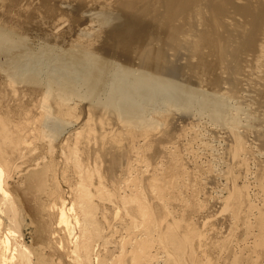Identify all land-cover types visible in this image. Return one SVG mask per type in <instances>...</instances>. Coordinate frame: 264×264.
Wrapping results in <instances>:
<instances>
[{"label": "bare ground", "instance_id": "6f19581e", "mask_svg": "<svg viewBox=\"0 0 264 264\" xmlns=\"http://www.w3.org/2000/svg\"><path fill=\"white\" fill-rule=\"evenodd\" d=\"M56 9L65 15L74 12L86 23H69L62 14L56 15ZM251 53L264 59V0H0V87L11 93L27 92L30 87L41 96L34 110L21 117L13 114L20 108L3 109L0 105V264H160L159 251H163L161 264H216L213 253L228 244L222 241L225 237L214 221L220 224L227 219L231 225H244L248 216L252 222H247V229H253L251 250H246L249 255L224 253L219 264L226 260L230 264H264V206H254L248 200L250 187L237 186L238 180L231 186L228 181L231 187L224 185L228 193L225 191L217 213L207 216L219 201L198 187L200 181L197 176L192 178L195 173L186 169L173 142V125L180 113L187 116L188 112L178 109V102L168 103L171 94L165 83L168 71L179 65L182 56V66L192 77L198 73L210 76L205 89L198 91L221 111L223 92L236 90V78L243 71L241 62L231 65L233 59ZM134 60L159 67L156 86L142 87L144 83L137 80L130 86L137 88H124L129 86L120 82L123 70L118 63L125 69L123 64H135ZM259 70L264 87V69ZM222 81L228 87L220 90ZM101 87L108 89L103 105L95 95ZM80 89L90 97L88 115L95 120L83 122L63 139L68 128L79 125L78 119L70 116L72 108L67 101ZM156 101L161 108L155 106ZM150 103L156 108L146 110ZM211 118L220 127L230 126L224 124L227 121L238 123L237 115ZM256 121L260 127L252 138L262 157L257 159L253 177L261 187L264 119ZM245 128L243 125L239 135L234 134V128L227 134L228 129L225 135L234 134L236 142L243 141ZM188 129H182L183 136ZM138 137L147 141L138 143ZM163 142L173 146L167 149ZM40 146L49 153L46 161L39 158ZM136 146L141 150L140 161L139 152H133ZM234 148H229L224 158L227 165L229 161L241 171L249 162L240 160L239 149ZM57 154L62 159L61 173L56 172L60 166ZM156 157L161 174L152 172L150 178L146 166L154 165L156 160H151ZM133 164L135 169L142 164L145 169H138L137 175ZM203 170L206 181L214 182V172L209 167ZM55 176L70 187L68 195L56 187ZM190 177L198 183L187 188ZM15 178H22L18 187ZM26 184L38 185L37 193L46 195L49 203L42 207L41 217L48 223L33 221L14 194L18 189L26 192ZM180 184L185 185L186 197L178 190ZM250 210L254 212L247 216ZM31 228L44 235V243L34 247L33 239L27 241L26 232Z\"/></svg>", "mask_w": 264, "mask_h": 264}, {"label": "rangeland", "instance_id": "374dc122", "mask_svg": "<svg viewBox=\"0 0 264 264\" xmlns=\"http://www.w3.org/2000/svg\"><path fill=\"white\" fill-rule=\"evenodd\" d=\"M55 11H56V15L62 14L63 15V19L66 20V21H69V23L70 22L78 23V24H85L86 23V22H83L82 19H80V17L74 15L73 14L74 12L71 13V14H66L65 15L60 10L56 9ZM47 33L50 34V31L47 30ZM242 43H244V42H242ZM162 56H164V55H162ZM259 57H260V55L259 56H255V54L251 53L249 56H246L243 59H241L239 57H238L237 60H236V57L233 59L234 62H232L231 65L235 66L236 64L241 62L240 65L243 67V71L236 78V80H237V84H236V87H235L236 90L234 92H227L226 94H225V92H223L224 96H223L222 102L224 101L226 103L223 102L224 107H223V110H221V111L217 110L216 108L211 106L210 105L211 101L201 97V95L199 94L198 90L205 89L204 87H206L207 84H208V81H209V78H210V76L208 74H200V73H198V74H196V77H192L190 71L186 70L185 67L182 66V64H184L183 62L185 61L184 58H183L184 60L182 59V56H180L178 61H177L179 63V65H177V67L173 68L174 71L173 70L172 71H168L169 79L167 80V82H165L167 88L169 87L168 93L171 94V95H169L168 103L170 104V103H177L178 102V104H177L178 107L177 108L180 109V110H182L183 108H186V112H188L187 116H185V114L180 113V115L178 116L179 119H177L176 123H174L173 129H172L173 130L172 136L173 137L175 136V137H174L173 142L175 143V145L177 146L178 150L181 152L182 157L185 160L186 169L190 173L192 172V173L196 174V175L195 174H193V175L191 174L192 178L195 180L196 176H197L196 180L200 181L199 183L201 184V187L199 186L200 184H198V187L202 188V190L204 189L203 192L205 191L206 193H208L210 198L215 199V201H219V203H217V205L214 204L212 207L209 208V213L207 215L208 217L217 213L218 207H219L218 204L223 202L222 199L224 200V197L228 193V190L224 189V185H225V187L228 186V188H229V187L232 186V184H235V182H237L236 183L237 186H241V185L245 186L246 185L247 186V187L245 186L246 188L250 187L249 189H247V191L249 190L248 191L249 192L248 193V197H249L248 200L251 201V204L253 203V205L257 206V207H263L264 206V201H263L264 200V196H263L264 195V188H263L264 185H262L260 187L258 182H257V180L254 179V177H253L254 176L253 174L255 173L254 168H256V163L262 157V155H260L261 152L258 151V147H257L256 143L254 144V140L252 138L253 137L252 135L255 132V130L260 127V125L257 124L256 120L258 118L264 119V87L262 85V81L260 80L261 78H260V70H259V69H264V59H261ZM134 61H135V64H130V63H127V62L125 64H123V67H125V69H123L122 66L118 63L120 69L123 70V72H121L120 82H122L123 84L129 86V87H124V88L129 90V91L137 88V87H130L137 80L142 81L144 83L142 87H146V84L156 86L157 83H156L155 79L160 78V75H158V74H160L159 67L151 66L149 64H146V66H143L138 61H136V60H134ZM219 74H217V75H219ZM124 75H128V77H125ZM221 76L224 77L223 74ZM135 78H136V80H134ZM226 87H228L227 84L222 81L220 86H219V89L221 88L223 90ZM103 88H105V89L102 90ZM30 89H31L30 87H27L25 89V91H27V92H24V91H21V92L19 91L18 92L17 90H14V92L11 93L7 89H4L3 87H0V105L3 107V109L13 108V107L20 108V110L18 112H14L13 111V114L15 116H17V117L20 115V117H21L24 113L25 114L28 113L29 109L34 110L37 101L40 100V98H41V96H39L35 91H31ZM219 89H218V91H219ZM107 90H108L107 87H101L100 89H97L95 95H96V100L98 101L99 105L105 104L106 97L104 96V93L108 92ZM190 94H191V96H189ZM210 96H214V94L212 95L210 93ZM158 97L161 100L164 99L163 96H158ZM170 97H171V99H170ZM89 98L90 97L87 94V91L84 90V89H80L79 93L77 94V96H75V97L71 98L69 101H67L69 106L72 108L70 116H72L74 119H78L77 120V124L79 123V125L80 124L82 125L83 122H85V121L87 122V120H88V123L89 122L92 123L93 120H95L94 119L95 117L92 118L90 115H88V113L91 112V111H88L89 102H90ZM166 99L162 100V101H167ZM156 104H157V101H156ZM148 105H147L148 109H146V110H149L151 108H156V107L153 106V105H155L154 103H152V104L150 103ZM151 105H152V107H151ZM158 105H159V107L162 106L160 103L155 105V106L158 107ZM170 107L172 108L173 104ZM174 107H175V105H174ZM100 110H103V109L101 108ZM169 110H172V109H169ZM104 111L108 114V116L112 115V113L110 111H108V110H104ZM218 114H219V117H224V116L227 117L226 119H228L231 115H237V121L240 124L237 123V125H234V124H232V122H229L230 123L229 124V123H227L228 122L227 121V122H224L225 125H230V126L233 125V126L232 127H230V126H225L224 127V125L223 126L221 125V127H220V124H218L217 122L214 123L213 119L211 118V117L217 116ZM64 119H67V118L65 117ZM68 122L69 121H67V123ZM74 124H76V123H74ZM79 125H76V126L72 125L71 128H68V130H66V132H64V135H63L64 138L63 139H66L67 137H69L70 136L69 134H71L72 130L77 129L78 127L80 128L81 125L80 126ZM238 125H242V126L245 125V127H246L245 131H244L245 135L247 136V137H245L246 139H243V141L242 140L238 141L239 144L241 143L240 144L241 146L243 144H245V145H243L244 147L243 146L241 147V149H239L240 145L238 144V142H236L238 139H236L235 138L236 136H234V134L235 135H239L240 131H242V126H238ZM184 126L186 128L187 127L189 128L188 131L186 132L185 136H183L184 133H181L182 129L185 128ZM230 128H232V129H230ZM233 128H234L235 132H234ZM235 128H237V130ZM228 129L230 130V132H229ZM224 130H226V131H224ZM231 130L234 132V134L232 136L231 135H225L227 132H229L227 134H230ZM236 131L238 132L237 134H236ZM73 132H75V131H73ZM176 135H177V137H176ZM180 136H182V137H180ZM193 136H195L196 138H194ZM226 136L227 137L229 136V138H228L229 140L226 139L227 138ZM176 138H178V140H176ZM230 138L233 141L232 140L230 141ZM141 140H142V138L138 137V141L137 142L144 144L145 141H147V140H142V142H141ZM241 141L245 142V143H242ZM230 142H231V144L233 142H235V143H237V145L235 146L234 145L235 143H233L232 146L228 147ZM143 144H141V145H143ZM246 144L249 147V149L246 146ZM141 145L139 147H141ZM162 146H166L167 149H169L173 145H169V144L163 142ZM233 146L236 147L237 149L241 150L240 153H239V150H237ZM139 147L137 148V146H136L135 148H137V149L134 148L133 152L136 155H137L136 152L137 151L139 152L138 153L139 156L137 157V160L140 161L139 158H140V155H141L140 154L141 150L139 149ZM187 148H188V150H187ZM229 148H230V150L232 148L236 149L237 152H238L237 153L238 154V158H240V160H243L244 163H246V161L249 162V163H246V165L244 164V166H243L244 168H242L241 171L239 169H237V168L235 169L233 164L230 165L229 161H228V165H230L232 169H230L229 166L227 165L226 158H224V154H225L226 151H228ZM244 148L246 149L245 154H244V151H245ZM186 150H187V152H186ZM230 150H229V152H230ZM248 152H250V153L248 154ZM38 153L40 155L39 158H43L44 157L43 159H44V161H46L47 156L49 155V153L47 151V154H46V150H45V148L43 146L39 147ZM227 153L228 152H226L225 156L227 155ZM246 153H247V155H246ZM136 155H135V157H136ZM258 155H260V157ZM59 156H60V154L56 155V161H59L57 163L58 164L57 167L60 165L57 168L56 172H60L61 173L62 169H61L60 161L62 159ZM221 157H223V158H221ZM156 159H157V157L155 159H152L151 161L153 162ZM235 159L237 160V158H235ZM157 162L159 163V161L156 160L155 162L152 163L154 165H152V166L147 165L146 166L147 169H148V172L150 174L146 172L147 169L144 170V171L149 175V177L152 174V172H153L152 175H158L161 172L160 171V165H158ZM155 164L158 165L159 167L156 166ZM205 164H208V165H205ZM142 165L138 169L144 168V165L143 166ZM204 166H206V167H204ZM210 166L212 168H210ZM150 167L152 168V170L155 171V174H154V171H152ZM207 167H209V169L212 170L211 172H214L213 173L214 179H215V180L213 179L214 182H211V183L207 182L206 181L207 179H206L205 175H203V174H205L203 169H206ZM133 168H134V164H133L132 169ZM135 168H136V166H135ZM135 168L133 169V172L135 170H137V172H138V169H135ZM155 168H157V169H155ZM198 169H199V171H198ZM227 169H228V171H227ZM64 171L66 172L65 168H64ZM195 171H197L198 174ZM226 172L227 173L229 172V173L227 174ZM243 172H245V173H243ZM66 173H67L68 176L71 174L69 171L66 172ZM136 174L139 175L140 173L138 172ZM147 174H145V175L148 176ZM229 174L232 175V176H230ZM226 175L229 176V180H227L228 178L226 177ZM68 176H67L68 180H70L69 177H71V179H72V174L69 177ZM55 177H57V176H55ZM223 178H225V179L223 180ZM232 178H234V179H232ZM189 179L190 180H186V183L188 181V183L186 184L187 188H189L191 186H195L196 183H198L197 181L194 182V180H192L191 177ZM14 180H17V181L14 182V183L17 182L16 183L17 187L22 182V178H19V179L15 178ZM61 180L62 179L60 178V176H58L57 177L58 185L56 187L60 188V189L62 188L61 190L62 191L65 190V192H66L65 193L63 191L64 192L63 194L68 195V193L70 192L69 191L70 187L69 188L66 187L67 184L66 183L63 184V181L61 182ZM234 180H238V181L234 182ZM190 181H192V182H190ZM228 181L230 182L231 186H229L230 184L228 183ZM71 182H73V181H71ZM226 182L228 183V185H226L227 184ZM192 184H195V185H192ZM187 185H189V187ZM26 187H27V191L24 192L25 194L23 193L22 190H20L18 188H17L18 190H15L14 194L18 195L21 198L22 203H23V205L26 208V211L32 217L33 221H35V222L40 221V222L48 223V221H46L44 218L41 217V215H42V212H41L42 211V207L49 203L46 195L45 194L43 195L41 193H39V194L37 193L38 185H36V184H26ZM178 187L179 188L182 187V189L181 188L179 189ZM178 187L177 188H178L179 192L181 190H183L185 192V193L183 192L184 195H185L183 197H186L187 196V191H185V189H186L185 185L183 186V184L182 185L180 184V186H178ZM183 188H185V189H183ZM209 190H211V191H209ZM225 191H226V194H225ZM210 192H211V194H210ZM260 193H261V195H260ZM198 199L202 200L203 197L199 196ZM260 205H262V206H260ZM212 208H213V210H211ZM36 209L39 210L40 214L38 213V211ZM214 211H215V213H214ZM210 212H211V215H210ZM253 212L254 211L247 212L246 215L248 216V214L249 215L253 214ZM212 213H214V214H212ZM248 217H249L248 219H245V218H244L245 220L243 219L242 223L244 225H241V222L240 223L237 222L238 224L236 223L234 225H231L232 223L230 221H227V219H225V221L223 223L220 222V224L218 223L219 221H214L215 223L217 222L215 224V226H216V229L218 230V232L223 237H225L222 241H224V242H226L228 244L225 247L224 246H222V247L220 246V248L219 247L216 248V250H215V252L213 253V256H212L213 257L212 259L214 260V262L216 264H219V260L220 259L222 261H224L223 260L224 257L229 252L234 253V254L242 252L244 254V256L246 254L249 255L248 251L251 250V243L253 241V238H252L253 235L251 234V233H253V229H250L252 227L247 229V224L250 222L249 220H251V222H252V218H251L252 216H248ZM244 221H245V223H244ZM43 226L45 227V225H43ZM233 226H235V229H234ZM231 228L234 231L231 230ZM236 229L237 230L239 229L240 232L239 231L237 232ZM235 230H236V232H235ZM251 230H252V232H251ZM28 231H29V233L26 232L27 233V241L29 242V241H31L33 239L35 241L34 242V247H36L38 245H41L42 243L45 242L44 241V235L36 234L32 228L30 230H28ZM31 232H33V234ZM238 233H239V235H238ZM242 233H244V234H242ZM241 234H242V237L240 236ZM122 236H125V233L124 234L122 233ZM228 236H229V238H228ZM226 238L228 239V241L226 240ZM239 242H240V244H239ZM111 245H114V244H111ZM248 245H249L250 248L248 247ZM245 246L248 247V249L247 248L244 249ZM240 249H241V251H239ZM217 250H219V251H217ZM246 250H248V251H246ZM160 252H163V251H159L158 252V254H159L158 258L160 260L158 263L161 264L163 256H162V253H160ZM223 254L225 256H223ZM237 255H239V254H237ZM251 257L253 258L254 255H251ZM221 260H220V262H221ZM54 262L56 263L57 260L54 259ZM226 262H227V260H226ZM225 263H223V264H225ZM152 264H154V263H152ZM200 264H202V262ZM227 264H230L229 260H228Z\"/></svg>", "mask_w": 264, "mask_h": 264}]
</instances>
